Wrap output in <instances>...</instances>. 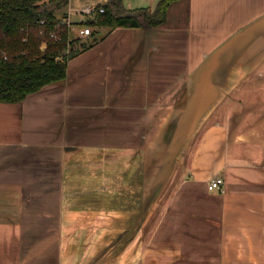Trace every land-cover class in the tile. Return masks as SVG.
Masks as SVG:
<instances>
[{"label": "crops", "instance_id": "1", "mask_svg": "<svg viewBox=\"0 0 264 264\" xmlns=\"http://www.w3.org/2000/svg\"><path fill=\"white\" fill-rule=\"evenodd\" d=\"M107 1L68 0L55 16L87 20L81 6ZM91 30L70 31L78 51L63 81L0 101V264H264V0H176L162 25ZM203 66L197 85L214 97L166 175L160 211L162 193L143 195L135 173H89L78 152L90 148L139 154V171L164 161L147 147L169 144L161 133L190 114ZM215 175L221 189L208 188ZM105 182L126 189L113 204ZM116 222L128 236L107 232Z\"/></svg>", "mask_w": 264, "mask_h": 264}, {"label": "trees", "instance_id": "2", "mask_svg": "<svg viewBox=\"0 0 264 264\" xmlns=\"http://www.w3.org/2000/svg\"><path fill=\"white\" fill-rule=\"evenodd\" d=\"M173 1L158 0L151 10L124 11L122 0H109L102 4L103 12L85 23L110 28L159 26ZM67 4L68 0H0V101H20L45 84L65 79L67 61L78 51L70 30L60 23L66 16H55V8ZM53 31L60 39L51 36Z\"/></svg>", "mask_w": 264, "mask_h": 264}, {"label": "rangeland", "instance_id": "3", "mask_svg": "<svg viewBox=\"0 0 264 264\" xmlns=\"http://www.w3.org/2000/svg\"><path fill=\"white\" fill-rule=\"evenodd\" d=\"M192 108H194V107H191V109ZM170 119H169V121H170ZM171 120L174 121V123L176 125L174 127H170L169 126L167 128L166 132H163L160 135V138H163L166 141H168L167 139H169L172 136V134H173V136L180 135L179 128H182L181 127V123L183 122L182 119H180V122L181 121L182 122L179 123L178 125H177V123L179 121V118L175 117V118H172ZM188 120L192 124L194 122L195 118H192V119L191 118H188ZM190 128L192 130H195L196 129V126H194V127H191L190 126ZM174 129H175V133L173 132ZM190 136L192 137L193 136V133L190 134ZM186 143H188V142L186 141L185 144ZM152 144L153 145H152L151 148L150 147H147V151H146V154L145 155L148 158L150 156H153L154 157L155 155H157V157H166V156L172 157L173 156L174 151H170L168 148H166L165 147L166 145L164 143H162V144L159 143L160 146L158 147V143H157V139H156V140L153 141ZM98 151L99 150H97V149L90 148L89 149V152L87 154H85L84 152H81V153L78 152V155L81 156V157H84V158L85 157H89V168H90L89 169V173H93L96 170H101V168L102 169L108 168L109 169L108 172L111 173V174H114L115 176L123 175V174H125L127 176L128 175H131V179H133V173H135L136 176L138 177V179L142 181V190H143L142 192H143V195L144 194H148V192L151 191V189H149V187L154 186V184H155V180H154L155 178L154 177H156L157 174L161 173V171L166 167V163H165L166 161H157V160H154L151 164L141 165V168L142 169H140L141 171H139V167H140V163H139L140 158L138 157L139 154H136V153H133V152H128L127 150H117V149H105V150H102L103 153H101V154L98 153ZM187 152L188 151L183 152V154L186 157H187ZM180 153L181 152H178V155L176 154V156L177 157L180 156ZM133 155H135V156H133ZM146 163H148V160H147ZM173 166H174V164L172 165V168H173ZM148 167H150L149 168L150 170L148 169ZM159 168L161 170H159ZM105 171H107V170H105ZM162 173H164V172L162 171ZM113 182H109L108 184H107V182H105V184L107 185V187L109 189L111 204H113L115 202L113 200V198L116 197L112 193H116L117 190L118 191H125L126 190V189H123V188H116L117 186ZM135 182H136V180H135ZM135 182H133V184H135ZM163 183L164 182H159V187H158V190H157L159 196H160V193L165 192V189H163V186H162ZM89 184H92V183L89 182ZM97 185L98 184L95 182L94 184H92L91 186H89V192H87L88 198H89V196H91V199L90 198H89L90 200L88 199V201H89V207H90V204H92L93 208H96V207H99V206L101 207L102 206L101 200L99 201V204L98 205L95 203L96 202L95 201V196L97 198H100V196H99L100 191L97 188ZM136 186H138V183L137 182H136ZM148 190H150V191H148ZM106 192L108 193V191H106ZM129 193H132L133 194V191H131ZM163 194L164 193H162V195H161V196H163L162 201H158V205H159L158 206L159 207L158 210L159 211L161 209L160 207L164 206V204L168 201L164 197ZM113 196H115V197H113ZM129 200L133 201V198H130ZM152 201H153V197H152ZM106 204H107V202H105L104 205H106ZM118 204L119 203H117V207H118ZM123 204H122V206H123ZM100 207H99V210H101ZM105 207L107 208V205L104 206V208ZM90 215H91V213H90ZM91 224L92 223H91V217H90L89 218V224H86L85 227H84V231H83V234L84 235L93 236L95 234V229H94L95 226H93ZM118 224H117V222L115 224L111 223V225H114V227L111 229V231H107V230L106 231L109 232V234L111 236H117L118 234H120V236H122V237L123 236H128L127 230L126 229H123V228L120 229V227H118ZM99 231H101V230H99ZM98 232L96 231V234Z\"/></svg>", "mask_w": 264, "mask_h": 264}, {"label": "water", "instance_id": "4", "mask_svg": "<svg viewBox=\"0 0 264 264\" xmlns=\"http://www.w3.org/2000/svg\"><path fill=\"white\" fill-rule=\"evenodd\" d=\"M206 72H207L206 67L203 66L199 71H197V73L195 75V80H194L195 83L192 85L193 91H195V93L193 95L194 99L191 100V105H192L191 107H194V108L192 109V111H190L189 115L183 116V117H181V116L177 117V118H179L177 125L183 121L181 123L182 128H179L180 135L173 136V134H172V136L169 139H167L169 144H167L165 147L168 148L170 151H174V153H173L172 157H168V156L162 157V158H165L164 161H166L165 162L166 163V167H165L166 169L164 168L165 170L164 169L162 170L164 173H162V171H161V173L156 175L155 184H154V186H152L153 188L151 189L152 195L155 191L158 190L159 182L165 181L166 175L172 169L173 161L177 157L176 154L178 155V152H181V149H182L183 145L185 144V142L187 141V138H189L190 134H192V132L194 131L190 128V126L194 127L197 125V122L200 119L198 114L204 113L208 109L207 107L210 105L209 103L212 102V99L214 97V93L210 92V91H212V86H211V89H209L208 84H205V86H203L201 84L197 85L198 80H201L202 76H205ZM204 88H205V90L203 93V99L201 98V99L197 100L198 94H201V91ZM188 118H191V119L195 118V120L191 124L190 121L188 120ZM180 119H182L181 122H180ZM175 125L176 124L174 123V121H171L170 127H174ZM173 132L175 133V129ZM159 170H161V169L159 168ZM164 183H163V185H164ZM155 188H156V190H155Z\"/></svg>", "mask_w": 264, "mask_h": 264}, {"label": "built area", "instance_id": "5", "mask_svg": "<svg viewBox=\"0 0 264 264\" xmlns=\"http://www.w3.org/2000/svg\"><path fill=\"white\" fill-rule=\"evenodd\" d=\"M103 11H104V6L100 4H86L78 9V12L82 16L84 15L93 16L97 12H103ZM71 12H72V7L69 6L68 14H70ZM85 21L86 20L83 18L80 19L79 21H73L70 19L69 16H66L64 19L61 20L60 23L61 24L64 23L68 27V29L70 31H74L79 38H83L89 36L92 32L91 26L87 25ZM51 36L56 40L60 39V35L55 31L51 32ZM42 46H44V44ZM4 57L6 58V54H4ZM222 184H223V178L219 175H215L212 178H210L208 182V188L221 189Z\"/></svg>", "mask_w": 264, "mask_h": 264}]
</instances>
